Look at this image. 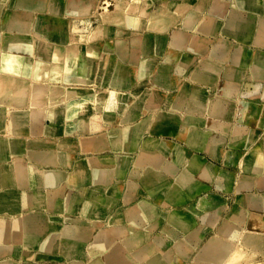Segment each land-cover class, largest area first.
<instances>
[{
	"label": "crops",
	"instance_id": "1",
	"mask_svg": "<svg viewBox=\"0 0 264 264\" xmlns=\"http://www.w3.org/2000/svg\"><path fill=\"white\" fill-rule=\"evenodd\" d=\"M151 1L159 0H0V56L27 60L29 69L53 55L60 59L70 53L78 71L92 76L66 83L49 79L35 83L28 77L17 82L19 90L31 91L33 85L69 88L74 94L79 92L69 99L70 106L85 94L101 95L102 106L99 133L62 131L59 113L63 107L58 112L47 110L37 135L28 126L16 136L8 125L0 129V172H15L19 179L13 186L0 185V222L40 218L52 228L51 236L74 227L91 243L114 226L122 234H115L111 248L132 237L138 240V248L162 240L158 253L168 252L176 264H198L197 251L225 224H232L233 214L244 212V224L236 223L239 238L264 237V0L256 6L235 0H168L160 2V7L149 5ZM117 11L123 14L118 22L114 19ZM232 13L239 19L227 29ZM162 15L168 19L165 29L152 22ZM190 15H195L192 25L185 23ZM9 108L3 114L4 125L11 120L10 112H31L30 103ZM125 132L131 142L127 147L119 140ZM191 133L203 135L205 145H190ZM14 138L22 139L16 150L11 147ZM91 140L99 141L98 150L83 146ZM214 141L219 146L210 153L208 145ZM163 144L167 152L161 149ZM176 148L182 149L180 162L171 152ZM194 155L214 177L205 179L197 173L191 184H181L177 180L189 176L186 169ZM64 156L68 161L61 164ZM145 156L151 162L144 161ZM79 169L103 177L69 188L73 205L61 198L52 202L49 192ZM147 172L155 178L146 180ZM135 173L139 175L136 180L132 178ZM52 174L59 180L53 186L47 180ZM133 183L138 195L130 194ZM108 189L114 191L112 196ZM5 192L12 196L5 197ZM88 203L97 207L95 213L85 211ZM205 216L215 225L202 222ZM176 219L193 222V230L201 231L197 248L186 245L185 233L173 223ZM10 239L0 241V262L71 264L60 251V258H52L41 240L35 246L24 242V231ZM89 246L80 264L93 260ZM11 248L23 253H12ZM109 249L97 247L95 251L104 254ZM30 252L35 253L33 259L23 257Z\"/></svg>",
	"mask_w": 264,
	"mask_h": 264
},
{
	"label": "bare ground",
	"instance_id": "2",
	"mask_svg": "<svg viewBox=\"0 0 264 264\" xmlns=\"http://www.w3.org/2000/svg\"><path fill=\"white\" fill-rule=\"evenodd\" d=\"M258 1L259 0H235V2H237L238 4L255 5V6L258 3ZM228 2H230V1H228ZM232 5H233V3H232ZM232 12H233V10H232ZM194 16H191V15L187 16L185 23L192 25L193 21H194L193 20ZM122 18H123V14H121L117 11L115 16H114L115 21L118 22ZM238 19L239 18L236 14H233V13L230 14L228 16V19H227L226 28L232 29V26L238 21ZM152 22L159 29H165L166 27H168L167 26L168 25V19L166 16H163V15L156 18V20H152ZM200 25H202V24H200ZM74 31H76V30L74 29ZM263 36H264V33H263ZM256 38H258V37H256ZM8 41H10V39ZM2 42H3V40H2ZM3 45H5V49H6V43L5 42L3 43ZM35 45L38 46L37 43H35ZM37 46H36V48H37ZM28 51H30V50H28ZM66 56H67V54H64V57L58 59L57 57H55L53 55V57L50 59H46V60L44 59L45 61H42V62L40 61L37 64L34 63V65L32 64L33 66L32 65L29 66V69L27 68L28 67L27 62H26L27 60L23 61L21 58H17V57H13V56H7L6 54L0 56V66H1V73H2V75H1L2 77H0V107L6 108L4 110H2L0 108V129L2 127L4 128V126L8 125V130L12 133L13 136H16L15 133H17V131L20 128H22L23 126H28V128L30 129L32 134L37 135L41 132L40 119L47 115V110H56V112H58L59 109L63 107L64 111L62 110L59 113V115L61 114V118L63 119L61 121V123L64 124L62 131L66 132V133H72L73 131H79L80 133L90 132L91 134L92 133H98L101 131V122L99 119V116H100L99 114H101V111H102V106H101V101H100L101 95H98L99 97L96 98L95 97L96 94H94L93 96H90V97H88L85 94V96H84L85 98H83L79 103H76L74 106H70L71 104H69V101H70L69 99L71 98L72 95L77 96V94L79 93L78 91H77V94H74L72 92L73 90L71 91V89H69V88H68V90H63V89H59L57 86H53L50 88L48 87L49 89H44L43 87H41L39 85L38 86L33 85L32 90L28 91V92L26 89L19 90L20 85L17 82H19L22 79H27L28 77L30 79H32L35 83L42 82L44 79H49L53 83H57L60 80L65 81V83L71 82V81L74 82L75 80L87 81L86 79H89L92 77L91 74H89V73H86V72L81 73L78 71V67L76 66L75 60L69 58L70 53L68 54L67 57ZM72 57H73V55H72ZM178 58H179V56H178ZM110 65H111V63H110ZM108 69H110V68L108 67ZM91 84H93V83H91ZM263 89H264V87H263ZM74 92H76V91H74ZM73 97H75V96H73ZM46 99H48V100H46ZM6 100H8L7 103L9 106H7V104L4 103V101H6ZM27 103L31 104V112H29V113L23 112V111L10 112L11 120L8 124L4 125L3 114H5L7 109H9V111H10V109H11V108H9L10 106L13 108H22L25 105H27ZM2 105H4V106H2ZM91 115H92V117L88 120V117ZM235 119H236V117H235ZM119 137H120L119 138L120 142L123 143L126 147L131 143L128 132L122 133L121 135H119ZM12 141L13 142H11V144H12L11 147L16 150L17 149V145H16L17 141H22V139L21 138L20 139L14 138ZM98 142L91 140L89 142H84L83 146L88 147L89 149L98 150V147L100 146V143H98ZM222 142H223V140H222ZM233 142H234V140H233ZM189 144L194 146V147L199 146V145H205V137L199 133H191L190 138H189ZM162 146L163 147L161 149L163 151L167 152V146L164 144ZM217 146H219V144H217V142H215V141L210 143L208 145L209 152L215 153ZM43 149H45V148H43ZM171 152L173 153L174 160L179 161V162L181 160H183L181 148H176ZM38 153H39V151H38ZM39 155H40V153H39ZM37 156H38V154H37ZM66 157L64 156L61 160H59L61 164L67 163L68 160L66 159ZM47 158L48 157L46 156V160H47ZM190 159L191 160L189 162V166L186 169L188 171L189 176L188 177H187V175L180 176L177 180V181H179V183L191 184L193 175L197 174V173H201L202 177L205 179H210V178L214 177V175L208 169V167H205V169H203V165L199 162L197 155L192 156ZM150 160H151L150 156H145L144 161H150ZM246 163H248V162H246ZM258 163H260V165H261V163H262L261 160H259ZM136 164H137V162H136ZM138 165L140 166L141 164H139V162H138ZM121 166H122L121 170L124 171L123 167H125V162H123L121 164ZM14 173H11L10 171H7V170L0 172V185L10 186L14 181H18L19 179L17 176H15ZM137 176H139V175H136V173L132 174V178L134 180L138 179ZM32 177L35 180V176L32 175ZM101 177H103L102 173H96V172H93L92 170L87 171V170H80L79 169V171H77V173L74 176H72L68 181L64 182L62 185L60 184L58 189L53 190L52 192H49L50 199L52 202H54L55 200H57L59 198L65 199L66 202H68L70 205H73L74 204V201H73L74 198L73 199L71 198V196L68 192L69 188H72L74 186H80L83 183H85L88 179L97 180ZM154 178H155V175L153 173L147 172V174L145 176L146 180L154 179ZM188 178H189V180H188ZM47 180L49 183H52V186H53V184H57L59 181L57 179V177L53 174L49 175L47 177ZM11 186H13V185H11ZM137 190H138V186L133 183L130 187V194L135 193V195H138V194H136ZM107 191H108L109 196H112L114 193V191L112 189H108ZM4 196L5 197H11L12 193L5 192ZM203 207L206 210H209L211 208L210 205H208V206L206 205V207H205V205H201V208H203ZM236 208H238V207H236ZM96 210H97V207L94 206V204H92V203H88L85 207V211L88 213H91V214L95 213ZM235 211H236V209H235ZM243 213L232 215V217H231V220H233L232 224L231 223L225 224L223 230H221L217 234L216 239H213L207 245L204 246V248L201 250V252L199 253V255L196 258V261H195L196 263H198V264H264V237L259 236V235L257 237L251 235V237H249V238H245L243 236H242V238H239L240 233L238 231H240V230L237 228V224L238 225L244 224L245 216ZM1 214L4 215L3 213H1ZM39 219L34 218V217H30V218H23L19 222H16L17 220H14L12 222L5 221L4 223L0 222V241L9 242L11 240L10 238L12 235L15 236L17 232L24 231V238L26 240L24 242L29 243L30 246H35L37 241L41 240L44 242V249H47L49 252L52 253V258L55 259V257H59L58 253L60 251L62 256L65 257V259L67 261H69V263H71V264H80L79 263L80 257H82L84 255H88V254H86V252H87L86 250H87L88 245H90L88 248L89 254L93 257L91 264H165V263L168 264L169 262H170V264H176V258H172L168 252L163 253V254L158 253V247L162 248L161 246H163L162 240L160 241L161 244L157 242V244L152 245L150 248H147V247L146 248L145 247L144 248H138L137 247L138 240L135 237H132V238H128L125 240L118 241L115 244V246L111 248V245L113 246L115 238H117V236L115 234L122 232L121 229L114 230L113 229L114 226L109 227L108 233L107 232L100 233V235L97 237V239H95V241L93 243H91V242H89V240H90L89 237H85L84 234L80 233V230H78L74 227L73 228L68 227L65 230L59 232L58 235L51 236L50 234L53 231L52 228L48 225V223L41 222V221H39ZM178 219H180V218H178ZM229 220H230V218H229ZM202 222H205V224H212L211 226L215 225L214 222L211 221V218H208L206 216L202 218ZM173 223L181 229L180 231H183L185 233V237L183 239H184V242L186 243V245L189 247H192V248H197V246H198L199 242L202 240L203 236L201 234V231L193 230V222L186 223V222H183L182 220L176 219L173 221ZM237 232L239 233V236H237L238 235ZM163 242H166V240H164ZM89 243H91V244H89ZM246 243L248 245H246ZM97 247L98 248L105 247L108 249L110 247L111 250L109 249L107 252H105L103 254L102 253L103 251L102 252L101 251L100 252L95 251V248H97ZM9 250L12 253H15L17 255H19L21 252L23 253V251H19L17 248H13V249L11 248ZM178 252L180 254V253H182V250L178 249ZM34 254L35 253L30 252V253H27L25 256L23 255V257L33 259ZM258 256H262L263 261H260L258 259ZM0 264H16V263H14L13 261H1Z\"/></svg>",
	"mask_w": 264,
	"mask_h": 264
},
{
	"label": "rangeland",
	"instance_id": "3",
	"mask_svg": "<svg viewBox=\"0 0 264 264\" xmlns=\"http://www.w3.org/2000/svg\"><path fill=\"white\" fill-rule=\"evenodd\" d=\"M168 0H159L158 2H154V1H151L150 3H149V5H152L153 7H160V2L161 3H165V2H167ZM148 5V6H149ZM92 117V115L91 116H89L88 117V120L90 119ZM86 133H90V132H86ZM99 133V132H98ZM222 186V185H221ZM220 186V187H221ZM222 188V187H221ZM216 237H217V234H216V236L214 237H211V238H209V240L197 251V254H196V256H195V261H196V258H197V256L199 255V253L201 252V250L204 248V246L205 245H207L210 241H212L213 239H216ZM201 243V242H200ZM151 247V246H150ZM150 247H147V248H150ZM146 248V247H145ZM260 260V259H259ZM260 261H263V260H260ZM86 262H87V259H85L84 261H83V264H86ZM190 264H194V263H192V262H190Z\"/></svg>",
	"mask_w": 264,
	"mask_h": 264
}]
</instances>
